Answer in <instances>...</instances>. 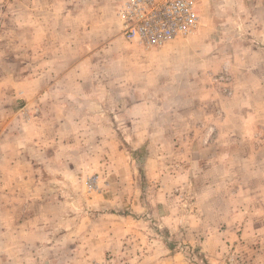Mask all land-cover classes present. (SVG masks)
I'll return each mask as SVG.
<instances>
[{"label": "rangeland", "instance_id": "1", "mask_svg": "<svg viewBox=\"0 0 264 264\" xmlns=\"http://www.w3.org/2000/svg\"><path fill=\"white\" fill-rule=\"evenodd\" d=\"M124 1L0 0V264L262 261L227 235L251 171L216 139L241 130V77L264 86V58L243 53L261 29L234 9L258 1L197 0L195 32L161 47L122 35Z\"/></svg>", "mask_w": 264, "mask_h": 264}, {"label": "crops", "instance_id": "2", "mask_svg": "<svg viewBox=\"0 0 264 264\" xmlns=\"http://www.w3.org/2000/svg\"><path fill=\"white\" fill-rule=\"evenodd\" d=\"M257 2H253L252 4H249V6H241V5H236L234 7L235 10L241 12H249L250 16H248V22L249 26L251 28L259 27L261 30L259 32V40L260 42H264V16H260L259 14L256 16H253L254 12H259V11H264V0H257ZM53 5L58 9V10H64L65 12H75L77 9L80 10V7L78 6H66L62 3L56 2L53 3ZM198 5V4H197ZM74 9V10H73ZM199 10V6H198ZM200 13V10H199ZM80 15V14H79ZM68 16H73L75 18L77 15L76 13H73L72 15ZM80 17V16H79ZM247 24V21L245 22ZM120 27H121V32L122 35L125 37L123 34V29H122V24L120 21ZM126 38V37H125ZM252 38V37H251ZM127 39V38H126ZM253 49V47H252ZM243 50V53H253L255 58H264V50H260L258 47L254 48V50ZM256 55V56H255ZM252 72V71H250ZM9 80H12V74H9ZM248 76V77H247ZM247 76H242L241 79L243 80L242 84H239L240 87L237 89V93L235 95V117L233 116V123L238 125L241 130L239 132L235 133V136L232 134L227 133L226 130H220L217 134V144L221 143L220 141L223 139H230L233 138L235 142L232 144H227L229 141H223L224 145H228V151L229 153H234L237 154L238 160H239V165L240 169L244 168L245 165L249 163L250 171H251V178L248 180V184H245V187L249 188V191L244 192L243 195H248L249 200L251 203V210L247 214H243L242 208L239 209L240 216H234V221H235V228L234 231H228L227 235H233L231 241L235 242L237 240H241L242 238H245V236L249 235V240L251 243L254 242H259L260 247H258L257 250H264V175H260L259 172L264 171V133L262 132H257L255 130L256 127L261 128V125L264 124V115L263 117H259L258 114L256 113V109L258 108V102L257 106L254 105V102H251L250 99H252V96L255 97L257 92H259L260 87L261 90H264V86H262L261 83L262 80L258 79L255 74L251 73L247 74ZM250 77H252V81L250 80ZM10 89H12V86H10ZM255 92V93H253ZM243 97L246 98L248 101L243 102ZM262 101H264V93L262 94L261 98ZM245 106H249L252 109L249 111L245 110ZM264 106V104H263ZM227 118L223 119V122H229ZM253 124V125H252ZM245 125H248L249 129L245 130L244 127ZM260 133V134H258ZM256 143V144H255ZM226 149L220 151L223 152ZM248 158V159H247ZM1 167V166H0ZM220 167V166H219ZM255 171V176L254 175ZM242 195V193L240 194ZM244 215L245 218L242 217ZM247 220V221H246ZM239 223V226H238ZM249 224V230H246L247 225ZM225 235L223 233H219V239L222 241L224 240L223 236ZM217 239V237H216ZM214 240L209 239V243L207 248L206 246L205 249L208 251L210 250H217L218 246L215 245L213 242ZM228 241V240H225ZM220 242L219 241H216ZM220 243H218L219 245ZM224 244V243H223ZM222 244V245H223ZM257 246V245H256ZM213 254L215 252H209V254ZM212 264H222L221 262H211ZM249 264H264V257L262 261H253L249 262Z\"/></svg>", "mask_w": 264, "mask_h": 264}, {"label": "built area", "instance_id": "3", "mask_svg": "<svg viewBox=\"0 0 264 264\" xmlns=\"http://www.w3.org/2000/svg\"><path fill=\"white\" fill-rule=\"evenodd\" d=\"M117 14L125 37L147 47L189 36L201 21L197 0H125Z\"/></svg>", "mask_w": 264, "mask_h": 264}]
</instances>
